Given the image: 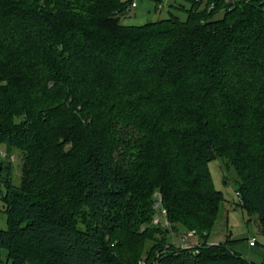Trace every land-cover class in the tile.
<instances>
[{"label":"trees","instance_id":"1","mask_svg":"<svg viewBox=\"0 0 264 264\" xmlns=\"http://www.w3.org/2000/svg\"><path fill=\"white\" fill-rule=\"evenodd\" d=\"M133 1L0 0V148L22 155L18 186L0 155V264H255L208 241V164L264 236V0L120 24Z\"/></svg>","mask_w":264,"mask_h":264},{"label":"rangeland","instance_id":"2","mask_svg":"<svg viewBox=\"0 0 264 264\" xmlns=\"http://www.w3.org/2000/svg\"><path fill=\"white\" fill-rule=\"evenodd\" d=\"M135 8H129L126 13L121 15L120 24L125 26H139L145 23L155 22L170 15L178 17L181 21H185L187 14L179 10L183 6L186 10L189 5L182 0H134ZM222 12L216 14L214 18H220ZM0 155L9 161L11 165V174L13 182L19 185L21 178L22 155L19 151L13 149L7 155L4 148H0ZM208 168L212 177V181L216 190L223 194V202L219 206L214 228L209 236L208 241L211 243L223 242L227 235L234 241V245H245L250 237L257 240V249L264 253V236L260 234L258 229V219L255 215H249L239 206V198L237 196V177L232 167H227L225 161L216 158L209 162ZM156 201L158 200L155 196ZM156 203V204H155ZM154 203L153 225H159L162 228H169L168 222L165 224V218L160 203ZM5 215L0 211V228H5ZM192 234V236H191ZM185 239V240H184ZM169 242L174 247L181 248L182 244L186 248H193L199 243L194 232H185L180 229L179 233H173ZM246 258V257H245ZM255 264H264V255L260 253L251 254L246 258ZM144 264V262H143ZM151 264H160L158 260H153Z\"/></svg>","mask_w":264,"mask_h":264},{"label":"crops","instance_id":"3","mask_svg":"<svg viewBox=\"0 0 264 264\" xmlns=\"http://www.w3.org/2000/svg\"><path fill=\"white\" fill-rule=\"evenodd\" d=\"M250 238H253V237H250ZM221 241H219V242H221ZM247 241H246L245 245H243V246L242 245H234V243H231L230 248L232 250L238 252L239 254H241L243 257H246V258L250 257L251 254L260 253L261 255H264V253L262 251H259L257 249L258 244L255 247H250L248 245V242Z\"/></svg>","mask_w":264,"mask_h":264},{"label":"built area","instance_id":"4","mask_svg":"<svg viewBox=\"0 0 264 264\" xmlns=\"http://www.w3.org/2000/svg\"><path fill=\"white\" fill-rule=\"evenodd\" d=\"M199 1H205V0H199ZM244 1H251V0H244ZM226 2L229 3V0H226ZM131 7L132 8H135L136 7L135 3H132ZM208 9L209 10L214 9V4H210L209 7H208ZM163 214L165 215V211L164 210H163ZM165 224H167L166 220H165ZM191 236H192V234H191ZM247 242H248V245L250 247H255L256 246V239L254 237L253 238H250ZM182 246H183V247H181L182 249H185L186 248L184 244H182Z\"/></svg>","mask_w":264,"mask_h":264}]
</instances>
